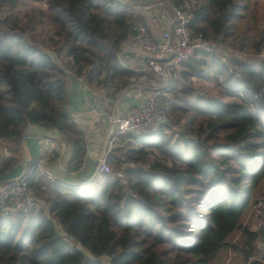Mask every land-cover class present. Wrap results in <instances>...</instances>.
Segmentation results:
<instances>
[{"label": "trees", "instance_id": "obj_1", "mask_svg": "<svg viewBox=\"0 0 264 264\" xmlns=\"http://www.w3.org/2000/svg\"><path fill=\"white\" fill-rule=\"evenodd\" d=\"M34 1L24 10V0H0V178L12 167L4 142L18 149L30 123L71 139L72 169L83 166L86 132L68 110L70 74L108 95L139 75L118 59L133 26L146 24L134 5ZM168 1L190 14L192 34L263 58L199 51L186 60L171 93L192 95V76L215 80L219 93L180 98L192 117L179 132L122 135L126 151L108 152L109 170L97 184L49 179L38 166L26 172L47 208L18 218L0 213V264H108L104 257L109 264H211L227 246L246 264H264V213L256 230L244 220L264 199L261 0ZM164 99L169 113L182 108ZM237 233L242 241L231 242Z\"/></svg>", "mask_w": 264, "mask_h": 264}, {"label": "crops", "instance_id": "obj_2", "mask_svg": "<svg viewBox=\"0 0 264 264\" xmlns=\"http://www.w3.org/2000/svg\"><path fill=\"white\" fill-rule=\"evenodd\" d=\"M121 1L137 8L155 39L159 40L162 31L172 25L173 13L166 9L165 1ZM130 47L131 43L124 41L119 52L121 56L118 55V59L126 68L139 73L129 84L152 88L157 84L155 76L152 72H148L145 58L132 52ZM142 101L143 97L136 91L108 95L103 88L88 83L84 77L70 74L68 110L86 132L87 152L83 166L77 170L72 169L73 141L71 139L55 128L30 123L23 126V136L18 149L14 148L17 147V143L4 142L2 150L8 158H11L10 161L7 160V163H11L12 167L2 174L0 179L21 176L38 166L56 179L67 183L97 184L103 178V174H99L97 170L98 158L117 146H122L121 136L117 137L115 142H111V115L115 112H126L130 107L141 104ZM43 207L47 208L44 204Z\"/></svg>", "mask_w": 264, "mask_h": 264}, {"label": "built area", "instance_id": "obj_3", "mask_svg": "<svg viewBox=\"0 0 264 264\" xmlns=\"http://www.w3.org/2000/svg\"><path fill=\"white\" fill-rule=\"evenodd\" d=\"M173 16L171 27L161 33V38L155 39L147 24L138 23L133 26L132 33L124 41L131 43L130 50L145 58L147 69L155 76L156 85L145 88L136 84H128L119 88V93L138 92L143 101L130 107L126 112H115L111 115V142L122 135L147 136L156 134L161 127L167 132L178 131V124L171 116L164 102V96L170 83L180 77L183 63L194 57L199 51L208 53H227L221 44L205 39L202 33L192 34L189 28L190 14L178 6L171 4ZM121 56V53L118 54ZM108 154V153H107ZM107 154L98 158L97 170L104 174L109 170ZM42 172L49 179L55 177ZM32 190L27 174L0 179V213L4 217L18 218L42 207ZM264 199L254 205L260 209Z\"/></svg>", "mask_w": 264, "mask_h": 264}, {"label": "rangeland", "instance_id": "obj_4", "mask_svg": "<svg viewBox=\"0 0 264 264\" xmlns=\"http://www.w3.org/2000/svg\"><path fill=\"white\" fill-rule=\"evenodd\" d=\"M160 1H164V0H160ZM166 2V9L170 12L171 10V5L169 4L170 2L167 0ZM35 4L34 0H24V5L22 6L23 9H28L31 8L32 4ZM172 3V2H171ZM173 4V3H172ZM174 5V4H173ZM259 7L261 8V10H264V0H261ZM222 48L224 50H227L226 55L228 57L236 55V56H240L241 58L247 60V61H259L263 58V55H257L251 52L245 53V52H239L238 50H236L234 47H230V46H226L225 44H221ZM228 47V48H227ZM224 60L226 59L225 57L223 58ZM173 83V82H172ZM172 83H170L169 88L165 94L164 97H167L168 100H174V102H176L177 104H179L180 110H178L177 112H170L171 116L176 120L177 117H181V121H177L178 124V131L179 132L183 129V124L187 121H189V119L192 117V113L191 112H187V110H185V108H187V104L184 103L182 100H180V98H188V100H192L195 96V94L199 93L202 94L203 92H207L209 94H218L219 93V86L217 83H215V80L210 79V80H204L203 78H199L196 76H192L190 78L189 81H186V83L188 84V86L192 87L194 92L192 95L187 96L185 91H182L180 89L177 88L176 93L178 94V97L174 96V91L171 93V87H172ZM185 83V84H186ZM181 85H179V88H181ZM166 99H164V102ZM184 108V109H183ZM178 112H181V115H177ZM178 119V118H177ZM170 133V132H169ZM172 134H174V132H171ZM121 144H125L126 142L124 140H121ZM119 147V146H117ZM120 149H123V147H119ZM123 151H126V148H124V150H122L121 152L123 153ZM260 201H258L259 203ZM262 209H264V206H260ZM262 209H257L254 208V205H252V207L249 209V211L247 212V214L245 215V222L247 224H249L252 229L256 230L260 223V217L262 216V214L264 213V210ZM58 229L62 232L61 227L57 224ZM70 239V241H72L74 244H76L81 250H83L87 255H89L90 257L91 254L90 252L83 248L78 242H76L75 240H73L72 238H68ZM232 241H236V242H240L242 241V236L240 233H237L232 239ZM262 249H264V246H262ZM104 261L108 262L109 264V260L107 259V257H104L103 259ZM247 262L244 259L243 253L240 250H236L234 249V247L232 246H227L226 248L222 249L218 255L216 256V258L214 259V261L211 264H246Z\"/></svg>", "mask_w": 264, "mask_h": 264}, {"label": "water", "instance_id": "obj_5", "mask_svg": "<svg viewBox=\"0 0 264 264\" xmlns=\"http://www.w3.org/2000/svg\"><path fill=\"white\" fill-rule=\"evenodd\" d=\"M51 54L54 56L55 55V52H51Z\"/></svg>", "mask_w": 264, "mask_h": 264}]
</instances>
